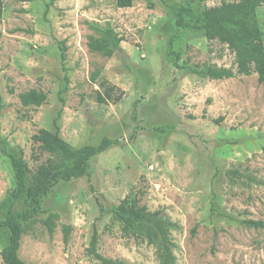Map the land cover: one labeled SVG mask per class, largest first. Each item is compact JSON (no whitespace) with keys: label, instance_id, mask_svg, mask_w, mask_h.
Wrapping results in <instances>:
<instances>
[{"label":"rangeland","instance_id":"1","mask_svg":"<svg viewBox=\"0 0 264 264\" xmlns=\"http://www.w3.org/2000/svg\"><path fill=\"white\" fill-rule=\"evenodd\" d=\"M236 1L132 0L117 8L115 0H57L47 8V1L3 0L0 135L8 151L35 171L49 154L32 136L53 130L55 119L72 146L115 141L89 161L87 177L51 189L42 209L57 214L55 228L35 222L25 231L22 261L97 264L86 255L95 229L102 256L157 264L152 247L123 238L111 215L99 214L98 204L108 208L132 192L177 224L170 233L176 264H264V84L255 73L223 80L191 73L205 66L235 72V57L225 44L175 25L179 7ZM257 19L264 32V4ZM89 24L122 39L113 57L89 51ZM111 86L112 97L99 103L97 94ZM30 90L45 93V103L23 106L19 95ZM13 186L0 151V203ZM64 225L72 228L66 243ZM8 236L0 229V252Z\"/></svg>","mask_w":264,"mask_h":264},{"label":"trees","instance_id":"2","mask_svg":"<svg viewBox=\"0 0 264 264\" xmlns=\"http://www.w3.org/2000/svg\"><path fill=\"white\" fill-rule=\"evenodd\" d=\"M20 1H47L48 8L57 0ZM196 1L200 0H189L191 3ZM263 4L264 0H238L204 9H196L193 5L179 7L176 10V27L195 30L208 41L225 44L235 57V72L231 68L205 66L201 69L190 68L191 73L211 80L229 79L236 74L247 76L255 73L258 83L264 84V32L260 29L257 19V9ZM115 6L129 8L132 6V0H115ZM3 8V0H0V17ZM89 28L93 32L87 37L89 51L106 58L113 57L122 41L114 29L95 24H89ZM61 51L64 52L63 47ZM98 77L97 71L91 75L93 81ZM105 85V81L99 83L100 87ZM114 89L113 86L105 88L104 96L97 94V101L103 103L105 99H110ZM46 99L45 93L35 90L19 95L23 106L39 107L45 103ZM32 141L38 144L40 152L49 154L47 162L39 165L35 171H31L20 153L8 151L7 143L0 135V151L9 158L14 178L13 188L6 199L0 203V214L3 215V219L0 220V229H5L9 234L8 241L0 252L3 264H27L18 256L21 235L31 229L35 222H41L51 233L58 219L56 213L45 212L42 209V203L51 189L59 182L87 177L89 161L115 142L103 138L95 146H72L60 136L57 119L53 121V130L40 129L32 136ZM17 204H23L24 208L16 210ZM98 207L100 216L104 213L110 214L119 224L123 238L143 241L152 247L157 264H176L170 233L177 228V224L163 216L161 211H150L132 192L118 204H112L108 208L98 204ZM244 224L256 229L263 228L260 221L246 220ZM71 230L70 226L62 227L65 243L68 241ZM86 255L97 264H129L119 259L104 257L98 252V233L95 229L86 248Z\"/></svg>","mask_w":264,"mask_h":264}]
</instances>
